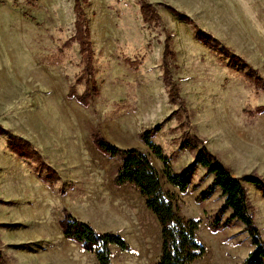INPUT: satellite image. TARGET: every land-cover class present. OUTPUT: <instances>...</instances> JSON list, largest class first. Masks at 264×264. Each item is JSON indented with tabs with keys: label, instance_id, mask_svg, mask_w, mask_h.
<instances>
[{
	"label": "rangeland",
	"instance_id": "obj_1",
	"mask_svg": "<svg viewBox=\"0 0 264 264\" xmlns=\"http://www.w3.org/2000/svg\"><path fill=\"white\" fill-rule=\"evenodd\" d=\"M78 1L87 16L100 88L83 112L76 99L67 98L71 85L78 93L90 85L83 76L80 44L73 37L77 0H0V264L87 261L76 252L80 245L69 249L63 245L59 220L64 208L100 232H114L127 240V251L111 246L113 264H158L162 237L156 215L133 185H114V170L122 157L104 154L108 162L99 174L84 170L66 176L54 168L50 135L57 137L65 132V124L68 132L72 123L76 128L80 122L83 130L68 135V147L92 141L93 132L100 130L120 147L150 154L179 214L201 220L197 237L206 250L191 264H243L253 249L244 225L233 220L222 230L210 228L225 198L221 190L215 188L207 200L196 202L212 176H205L206 170L196 165L188 191L181 192L168 182L163 162L139 133L162 125L153 140L170 156L175 172L196 154L180 149L181 137L188 131L229 165L234 176L252 172L264 176V113L252 117L248 112L264 104V0H147L160 13L154 22L144 20L141 0ZM166 45L175 54L168 57L169 68L188 111L180 110L181 120L175 115L180 104L171 100L164 82ZM19 163L25 170L29 167V175L17 172L14 167ZM20 177L28 187L18 193ZM33 177L36 183H28ZM107 178L113 190L103 188ZM247 185L264 235V191ZM10 209L26 212L31 220L17 229L21 217L18 212L5 215ZM229 215L228 210L222 221ZM72 250L73 256L67 254ZM88 253L86 263L99 264L96 255Z\"/></svg>",
	"mask_w": 264,
	"mask_h": 264
},
{
	"label": "trees",
	"instance_id": "obj_2",
	"mask_svg": "<svg viewBox=\"0 0 264 264\" xmlns=\"http://www.w3.org/2000/svg\"><path fill=\"white\" fill-rule=\"evenodd\" d=\"M167 7L171 11L181 14L172 5L167 4ZM75 10L77 12L76 32L73 37L80 44L83 62L85 63L83 76L88 78L90 85L82 93L77 92L75 84L71 85L67 98L76 99L82 106L87 107L93 97L99 96L100 88L94 76V51L88 20L78 0L75 4ZM141 12L146 22H154L160 19L158 7L147 0H141ZM169 56L174 58L175 54L166 45L162 59L163 77L169 97L175 103L180 104L175 115L178 120H181L180 110L183 109L186 114L188 111L180 94L179 86L172 77L169 68ZM235 57L239 63L247 65L242 57ZM255 72L258 74L257 81L260 83L261 76L257 70ZM248 112L252 117L260 115L264 113V104L257 106L254 110H248ZM187 122H189L188 119ZM161 128L162 125L157 124L151 129L142 130L139 137L150 151L163 162V173L168 182L179 188L181 192H187L191 185L190 179L194 174V167L196 165L202 166L206 170L205 176L212 175L213 179L196 197V202L202 203L207 200L215 188H219L222 196L225 197L210 223V228L216 232L229 227L233 220H238L244 225V230L250 236L253 245V249L244 259L243 264H264V235L256 221L246 186L247 183L255 184L264 191V176L256 172L244 174L242 177L234 176L229 165L219 156L213 154L197 136L191 135L188 131L184 132L181 137L180 149L196 151V154L188 166L180 172H175L170 163V156L166 155L163 147L153 140V136ZM92 141L96 148L106 156L111 158L122 157L121 165L114 170V185L117 187L133 185L145 198L147 208L156 215L161 226L162 237L158 264H191L203 254L206 248L197 237L201 220L185 218L179 214L174 198L164 190L161 173L154 166L150 154L137 147H120L110 142L100 130L93 132ZM196 187L197 185H194V189ZM228 210L230 215L223 222L222 217ZM62 212L63 216L59 220V225L64 237L80 245L81 250L95 254L99 264H113L111 250L113 245L124 251L130 249V244L120 234L100 232L89 222L73 215L67 208H64ZM2 252L0 249V258Z\"/></svg>",
	"mask_w": 264,
	"mask_h": 264
},
{
	"label": "crops",
	"instance_id": "obj_3",
	"mask_svg": "<svg viewBox=\"0 0 264 264\" xmlns=\"http://www.w3.org/2000/svg\"><path fill=\"white\" fill-rule=\"evenodd\" d=\"M80 109L81 111L83 112V109L85 110L86 108H84L83 106H80ZM81 112V113H82ZM83 114V113H82ZM124 123V122H123ZM121 127L120 129H122V124H119ZM125 129L128 128L129 131H131L132 134H134V138L138 141L137 139V136L135 133H133V130H131V127H129L128 125H124ZM54 129V128H53ZM60 129V128H59ZM79 130H83L82 128V122L78 123L77 124V127L75 128L74 126V123H72V127L71 129L67 132L68 130V127H67V124L64 125L63 127V130L65 131L63 134L61 133H57L58 136L56 137V135H50V139H51V148H52V151L54 152V159H53V163H55V165L57 166H60V167H55L54 168L56 170L60 169L61 172L66 175V176H70L72 173L77 176L79 174H82L84 170H87L86 173H101L102 169L104 168V163L105 162H108L107 160H105V155L103 153H101L97 148L96 146L93 144V142L91 140H88V141H85V142H80V146L78 144L77 147L72 148V145H70V147L67 146V140L68 139V135L72 132V131H78ZM50 134V133H49ZM60 135V137H59ZM139 144H141L139 141H138ZM53 157V155H52ZM109 160V159H108ZM4 164H5V161H4ZM200 166V165H198ZM14 167V166H13ZM202 169H204L202 166H200ZM17 169V172L21 175H24V173L26 172L28 175L30 174L29 172V167L27 170L24 169V165L22 163H19L18 166L15 165V167ZM205 170V169H204ZM209 176H212V175H209ZM213 178V176H212ZM18 183H20V186H19V192H24L23 189L24 187H28V185L26 184L25 182V178L23 177H20L19 178V181ZM28 183H33L35 184L36 183V178L33 177V179L31 181H28ZM105 183V184H104ZM103 183V188L106 189V190H113V187L111 186L110 184V180L109 178H107V180ZM14 184V183H13ZM105 185H107V187H105ZM247 185V184H246ZM248 186V185H247ZM45 193L48 192V194L51 195L52 197V194L50 193V191H47V189H44ZM251 190L252 191H255V192H259L260 193V196H262V191L260 189H257L255 186H252L251 187ZM67 201H71V197L70 196H67ZM66 202V201H65ZM8 212H11L12 216H16L14 214H16L17 212L19 214L20 217H21V221L19 222V224L21 225V227H18L17 229H22L23 227L26 226V224L29 223V221L31 220L29 218V216L27 215V213L21 211V210H5V215L6 214H10ZM59 226V225H58ZM60 230L61 227L59 226ZM59 230V229H58ZM63 232V231H62ZM56 234L58 235V237L61 239L62 238V234H61V231H57ZM50 235V234H49ZM49 235L47 236H44V240L46 237H48ZM63 245L65 244V247H67L66 244H68V249L69 247H72L75 245L77 246L78 244L72 242V241H69L67 239H63ZM65 250V251H70V250ZM74 250H72L70 253L67 252V254L73 256L74 255ZM76 252H79L80 254H82L83 256H85V260L87 261H79V260H76L75 263L77 264H87L86 262L89 261L88 259V255L89 254L88 252H85V251H82L81 249L80 250H77ZM99 263V262H98ZM62 264V263H60Z\"/></svg>",
	"mask_w": 264,
	"mask_h": 264
}]
</instances>
